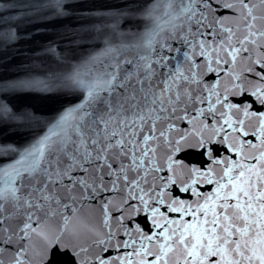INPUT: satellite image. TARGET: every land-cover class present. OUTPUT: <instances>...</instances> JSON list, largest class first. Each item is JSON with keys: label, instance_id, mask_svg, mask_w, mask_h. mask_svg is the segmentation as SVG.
Returning <instances> with one entry per match:
<instances>
[{"label": "snow or ice", "instance_id": "snow-or-ice-1", "mask_svg": "<svg viewBox=\"0 0 264 264\" xmlns=\"http://www.w3.org/2000/svg\"><path fill=\"white\" fill-rule=\"evenodd\" d=\"M118 14L68 71L0 82V126L38 123L22 96L53 106L0 144V264H264V0Z\"/></svg>", "mask_w": 264, "mask_h": 264}]
</instances>
